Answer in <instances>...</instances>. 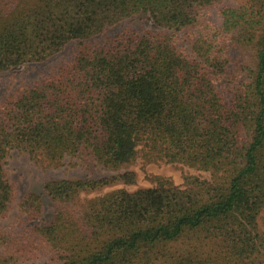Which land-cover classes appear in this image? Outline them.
Instances as JSON below:
<instances>
[{"label":"trees","instance_id":"16d2710c","mask_svg":"<svg viewBox=\"0 0 264 264\" xmlns=\"http://www.w3.org/2000/svg\"><path fill=\"white\" fill-rule=\"evenodd\" d=\"M215 2L0 0V73L77 42L55 75L0 99V220L13 200L2 166L13 150L52 168L70 159L116 172L141 155L210 175L181 186L155 177V187L82 203L77 193L132 185L135 175L49 181L53 219L17 236L0 229V264H264V0L223 7L219 25H201ZM141 14L161 31L85 44ZM196 26L188 59L176 33ZM231 50L249 52L252 63ZM20 208L32 219L41 206L28 196Z\"/></svg>","mask_w":264,"mask_h":264},{"label":"rangeland","instance_id":"374dc122","mask_svg":"<svg viewBox=\"0 0 264 264\" xmlns=\"http://www.w3.org/2000/svg\"><path fill=\"white\" fill-rule=\"evenodd\" d=\"M245 2L246 0H216L212 6L204 10L203 17L199 23L201 25H219L220 17L218 12L221 8L238 7L244 5ZM127 30L136 32L161 31L145 15L141 14L108 27L101 35L85 41V44L89 48H100L107 40ZM198 30L199 28L196 26L176 33V49L183 57L188 59L195 58L192 53V42L195 40ZM76 47L77 42H70L61 52L42 63L26 64L0 73V99L21 88L31 86L43 78L55 75L59 65L69 62L73 58ZM229 55L232 59L239 62L252 63V56H250L249 52L231 50ZM217 88L225 99H229L224 82H219ZM2 166L7 180L13 189V200L9 206L8 213L0 220V229L5 233H11L13 236L26 231L31 225L44 224L53 219V210L56 204L43 191L44 185L49 181L60 179L98 180L122 172H132L135 175V183L132 185L114 184L92 192L77 193L78 197L75 201L82 203V201L95 198L112 190L124 189L128 192H133L138 189L155 187L157 184L154 180L155 177L168 180L174 186L183 185L184 179L189 176L205 180L210 179V175L207 172L180 164H167L159 161L145 162L141 155L126 168L112 172L103 170L93 164L88 167L81 166L76 161L70 159H65L58 168L46 167L40 162L32 160L26 153L13 150L3 159ZM28 196L37 197L41 206L39 214H34V218L32 219H28L20 208L22 200H26ZM258 227L261 232H264V210L259 216ZM215 249L210 248L205 250L215 251ZM44 260L40 259V261H31L24 264H43Z\"/></svg>","mask_w":264,"mask_h":264}]
</instances>
